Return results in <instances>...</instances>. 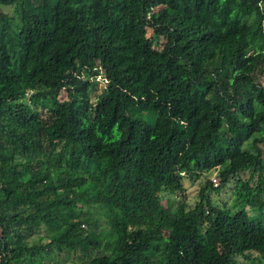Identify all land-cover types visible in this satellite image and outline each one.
Segmentation results:
<instances>
[{
    "label": "trees",
    "instance_id": "1",
    "mask_svg": "<svg viewBox=\"0 0 264 264\" xmlns=\"http://www.w3.org/2000/svg\"><path fill=\"white\" fill-rule=\"evenodd\" d=\"M237 258L264 264V0H0V264Z\"/></svg>",
    "mask_w": 264,
    "mask_h": 264
},
{
    "label": "rangeland",
    "instance_id": "2",
    "mask_svg": "<svg viewBox=\"0 0 264 264\" xmlns=\"http://www.w3.org/2000/svg\"><path fill=\"white\" fill-rule=\"evenodd\" d=\"M59 99L60 100H65L66 99V93H61ZM196 188H197L196 185L190 186V184L187 183V189H188V193H189V198H188L189 203H193V201H194ZM227 197H228V195H225V193H223L221 195V198H223L224 200H227ZM48 264H55V262L51 261ZM237 264H248V263L244 262L241 258H237Z\"/></svg>",
    "mask_w": 264,
    "mask_h": 264
},
{
    "label": "built area",
    "instance_id": "3",
    "mask_svg": "<svg viewBox=\"0 0 264 264\" xmlns=\"http://www.w3.org/2000/svg\"><path fill=\"white\" fill-rule=\"evenodd\" d=\"M214 186L218 185V181L216 179H213Z\"/></svg>",
    "mask_w": 264,
    "mask_h": 264
}]
</instances>
